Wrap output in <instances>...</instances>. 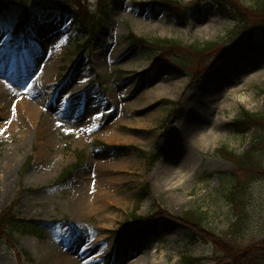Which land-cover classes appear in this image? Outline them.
<instances>
[{
    "label": "rangeland",
    "instance_id": "obj_1",
    "mask_svg": "<svg viewBox=\"0 0 264 264\" xmlns=\"http://www.w3.org/2000/svg\"><path fill=\"white\" fill-rule=\"evenodd\" d=\"M22 1L29 5L27 14L32 16L33 24H41L46 31L50 26L53 31V40L39 38L48 56L37 60L26 80L37 71H42L43 77L49 74L50 80L38 93L37 84L28 91L30 96L22 91L24 98L16 90L0 92V114L5 112L0 115V213L11 211L18 220L49 223L52 228L43 239L15 234V253L0 240V264H47L43 255L58 252L75 258L79 251L86 257L72 264H83L86 258L94 264H108L106 258L101 260L104 253L113 256L110 264H264V144H253L256 150L245 171L237 170L217 154L222 147L241 154L257 136L255 130L234 134L229 126L240 109L250 113L264 110V76L258 75L264 68L260 53L264 38L256 36L253 42L236 47L221 61L206 57L199 66L213 61L212 66L193 82L192 76L179 71L170 58H163L166 52L160 57L161 51L156 52L159 48L149 46L148 42H227L225 31L232 27L234 19L219 11L217 5L221 0H179L190 3L184 21L181 17H168L164 10L153 7L152 0H111V17L98 26L97 40L85 49L79 48L83 44L81 37L74 41L76 25L69 22L71 15L46 16L51 3ZM88 1L95 7L102 0ZM226 1L245 8L252 0ZM175 7L180 10L183 5ZM23 13L21 7L12 6L1 15L0 32L12 34ZM37 13L43 19L48 17L46 22H38ZM244 13L252 25L263 14ZM129 33L134 40L142 38L148 48L131 47ZM174 46L169 53L185 62L190 55L185 54L184 58L179 46ZM19 49L23 50L21 45ZM29 50L27 54L32 57L34 50ZM10 60L11 56L6 64ZM231 67L234 72L223 84L221 102L215 101L219 97L212 99L215 112L205 120L212 124L202 127L203 133L191 148L195 156L192 173L185 174V180L171 181L172 191H163L167 197L158 196L149 176L163 161L162 152L167 146L169 149V143L178 135L171 127L180 126L187 115V95L204 80L209 86L217 77H225ZM26 73L22 72L21 78ZM94 75L99 76L98 84L92 83ZM81 80L86 83L81 84ZM100 87H106L105 92ZM69 93L72 95L66 100ZM55 97L58 99L53 104ZM23 102L36 108L31 121L26 110L18 108ZM109 106H114L115 114L93 119L108 111ZM45 120L50 135L40 132ZM93 124L98 127L84 131ZM112 131L119 134L116 143L104 140ZM173 148L172 157L178 152ZM83 153L86 155L82 168L71 167ZM102 160H106L104 165L111 166L110 170L102 168L111 180L106 196L102 194L104 187L100 192L97 182V162ZM65 170H70L68 178L56 183ZM78 175L81 179L75 178ZM221 180L227 181V190L234 184L244 188L235 214L224 196L218 194ZM81 182L83 196H79ZM141 191L147 195L137 207ZM195 210L205 213L203 221L195 219ZM134 216L147 221L140 224L155 221L168 230L159 242L139 238ZM236 218L239 228L229 236V224ZM97 235L108 246L99 238L95 241L102 240L99 245L79 250ZM189 238L195 239L193 246L188 245ZM6 242L12 246L9 240ZM113 242H122L119 256L111 248Z\"/></svg>",
    "mask_w": 264,
    "mask_h": 264
},
{
    "label": "trees",
    "instance_id": "obj_2",
    "mask_svg": "<svg viewBox=\"0 0 264 264\" xmlns=\"http://www.w3.org/2000/svg\"><path fill=\"white\" fill-rule=\"evenodd\" d=\"M79 1L80 0H72V2L76 3L77 5L76 7L78 9V19L80 21V24L85 29L87 28V30L91 32L92 28L94 27V24H96V21L93 17L87 15L85 8L81 6ZM163 1L170 3V0ZM218 2L219 11L227 12L235 20L233 26L227 31H225L227 42L218 39L209 43H195L193 45H183L175 41L154 39L151 41V44L155 47L162 46L161 50L159 51H161V54L166 52V57L173 56L174 53H169V51H171L170 48L172 45H175L174 47L178 45L180 53L184 58L185 54H187L188 57L190 55V57L186 58V61L183 62L184 65L187 66L188 69L193 70L195 71V73H197L198 69L201 70L206 65H201L198 68L203 59H205L206 57L213 56L212 58H214V60L223 59L230 49L241 46L245 42L252 40L255 32H259L264 38V0H252L251 3L245 8H240V6L232 2H227L226 0H221ZM244 11H253L254 13L263 14L258 17L256 24L252 25L250 24V21L244 16ZM254 25H258V27L256 29L253 28ZM183 63L180 62L181 66H183ZM230 128H232V132L237 135H244L246 132L252 129L257 132V136H255L254 139L251 141V146L241 154L236 155L232 151H228L225 147H222L217 151L219 156L233 163L237 167V170L245 171L250 166L253 160V152L256 150V146H254L253 144H264V110L255 114L241 109L238 115L231 123ZM223 186L224 181L222 180L221 188L220 191H218V194L224 196L223 199L226 200L231 210L235 214L236 212H238V207L240 206V195L243 187H238L236 184H234L232 187L228 188L229 190H227L226 185L224 186V188ZM142 199V196L139 197V201H141ZM195 213V219L197 221L204 220L203 214L205 213H202L200 210H195ZM234 216L236 217L237 215ZM236 227L239 228L237 218L234 222L229 224V232H227V235L232 236L233 231L237 230ZM3 228L9 230V233H11L12 231L20 230L18 232H21L23 234H35L34 228L29 227L23 221L14 220V218L10 217V214L8 212L0 216V231Z\"/></svg>",
    "mask_w": 264,
    "mask_h": 264
},
{
    "label": "bare ground",
    "instance_id": "obj_3",
    "mask_svg": "<svg viewBox=\"0 0 264 264\" xmlns=\"http://www.w3.org/2000/svg\"><path fill=\"white\" fill-rule=\"evenodd\" d=\"M260 51L262 57H264V47L260 48ZM205 67L206 65L201 70L199 69L196 74H200ZM228 70L229 72L226 74L227 76L226 75L225 77L219 76L215 79V81H213L212 84L214 85L211 84L208 86V84H205V81L207 80H204L200 87L193 88L194 90L192 89V91L189 92V94L187 95L186 99L187 101L190 102L188 105L190 106V108L187 109V115L181 121L180 126L173 124V126L171 127L172 131L175 133L177 132L178 135H175V141L169 143L170 146L169 149L167 146L165 148V151L162 152L163 161L155 168V170L149 176L151 179H153L152 187L158 196L167 197V195H165L163 191H165L166 189L172 191L171 188H169L171 181L175 179H184L187 174L192 173L191 171H193L192 166L195 160V156L193 155L191 148L196 146V142L199 139L200 134L203 133L201 131L202 127L206 125L210 127V124H212V123L207 124L206 123L207 121L205 120L207 119L210 113L215 112V110L214 111L212 110L213 105L211 102L218 97L219 98L216 99L215 101L221 102L220 100H222V98L220 97H223L222 95L224 91L223 84L226 83V80L228 79L227 77L231 76L234 72V69L232 67ZM258 75L264 76V68L258 72ZM43 79L45 83L48 82L50 80L49 74L45 75ZM196 79H197V75L194 79H192L193 82ZM206 86L208 87L206 88ZM165 93L166 92L164 91V93L162 94ZM18 108L21 110H26L25 112L28 114L29 120L30 121L32 120L36 111L35 107H30V105H28V102H23L21 105L18 106ZM219 108H221V105ZM4 113L5 112L3 110V112H1L0 115H4ZM47 126H48V122L45 120L44 125H42L40 128V132L45 131L46 133L48 132V135H50V130L48 129ZM209 130L207 131L208 133ZM118 136H119L118 132L115 133V131H112V133L106 136L104 140L106 142L110 141L116 143L117 141H119ZM48 139L50 140V137H48ZM185 139H190L192 141L190 140L187 141ZM172 146L174 147L173 149L178 150L177 155L174 157L172 156L174 155L173 152L175 151L170 150ZM104 164H106V160L97 162L99 168V170L97 171V182H99L100 184L99 191L101 192V188L104 187L105 190L102 191V194H104L103 196H106L107 192L109 193L110 188L108 184L110 183L111 180L109 181L107 175H104L105 172L102 171V168L106 170V168L108 167L107 170H110L111 166ZM78 179H81L80 176H78ZM165 184L166 186L163 188V185ZM83 191H84V187L81 182L79 183V193H80L79 196L80 195L83 196L82 193ZM43 257L45 259V263L47 264H72L73 261L76 260V258L73 257L70 258L58 252H55L53 254H46L43 255Z\"/></svg>",
    "mask_w": 264,
    "mask_h": 264
},
{
    "label": "snow or ice",
    "instance_id": "obj_4",
    "mask_svg": "<svg viewBox=\"0 0 264 264\" xmlns=\"http://www.w3.org/2000/svg\"><path fill=\"white\" fill-rule=\"evenodd\" d=\"M37 19H38V22H40V23H44V22H46V21L43 19V17L40 16L39 13H37ZM60 43L63 44L64 41L61 40ZM56 46L59 47V45H56ZM6 83H7V81H6ZM25 83H26V82H25ZM80 83H81V84H84V83H86V81H85V80H81ZM7 86H8L9 88L12 87L11 84H7ZM21 87H24V86L21 85ZM32 87H33L32 84H27V87H24V91H25V92H28ZM71 95H72V94L69 93V96H68V97H65V99L67 100L69 97H71ZM13 114H15V106H14V105H13ZM99 115H103V113H98V116H97V117H94L93 119H97V118L99 117ZM96 127H98V125L93 124L91 127H86V128L84 129V131L91 132V131L93 130V128H96ZM104 243H105L106 246H108L106 241H104ZM91 246H92L91 244L88 245V247H91ZM111 248H112L113 251H115V253L117 254V256H119L120 251H121V248H122V242H113V244L111 245Z\"/></svg>",
    "mask_w": 264,
    "mask_h": 264
}]
</instances>
